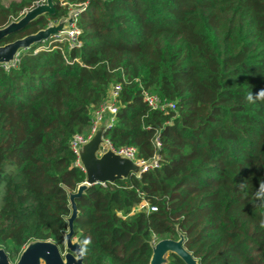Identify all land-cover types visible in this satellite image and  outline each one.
Wrapping results in <instances>:
<instances>
[{
	"label": "trees",
	"instance_id": "trees-1",
	"mask_svg": "<svg viewBox=\"0 0 264 264\" xmlns=\"http://www.w3.org/2000/svg\"><path fill=\"white\" fill-rule=\"evenodd\" d=\"M41 1L0 0V27ZM71 7L78 44L50 38L0 65V247L63 250L68 192L85 180L71 141L119 85L104 137L158 166L76 198L84 264H148L178 231L201 264H264V101L247 100L264 89V0H56L0 44ZM143 201L156 210L132 212Z\"/></svg>",
	"mask_w": 264,
	"mask_h": 264
},
{
	"label": "water",
	"instance_id": "water-1",
	"mask_svg": "<svg viewBox=\"0 0 264 264\" xmlns=\"http://www.w3.org/2000/svg\"><path fill=\"white\" fill-rule=\"evenodd\" d=\"M55 1L44 0L36 3L22 12L17 19L0 27V40L9 34L19 32L40 16L53 15ZM76 13V8L69 9L66 15L56 21H50L47 26L0 44V65L12 66L21 50L45 42L54 35L69 32L70 24L74 22ZM112 116L110 112L105 111L90 138L77 147L78 160L85 172V180L77 185L75 191L68 192L71 212L66 217L67 230L64 232V251L51 239H31L21 249L14 263L10 261L5 249L0 247V264H84L81 245L74 237V220L78 215L76 198H79L93 184L114 183L119 179L127 178L130 174H139L144 171L142 164H137L110 148L102 151L105 145L103 137L110 126ZM149 162L147 161L145 164H149ZM185 243V235L180 231L176 238L168 237L157 240L151 244L148 264H169L171 255L180 258L184 264H201Z\"/></svg>",
	"mask_w": 264,
	"mask_h": 264
},
{
	"label": "built area",
	"instance_id": "built-area-1",
	"mask_svg": "<svg viewBox=\"0 0 264 264\" xmlns=\"http://www.w3.org/2000/svg\"><path fill=\"white\" fill-rule=\"evenodd\" d=\"M76 16H77V13L75 15V19H76ZM78 32H79V29L77 28V26L75 24V20H74V22H72L70 24V31L69 32L54 35L51 37V39H52V41H67L70 45H72L74 43L78 44V41H77ZM119 88H120L119 85L114 86L110 91L109 99L106 102H104L103 104H101L100 107L94 111L92 121H91L90 134L87 136L77 134L73 137V139L71 141V146L76 153H77V147L80 144L85 143L90 138L91 134L96 130V128H97V126L101 120V117L105 111H108L113 115L111 118L110 125L113 122L114 115L116 113L115 98H116L117 91L119 90ZM143 98L151 108H157V107L161 108L164 106L173 107L172 103L162 104L157 96L146 93V92L143 93ZM103 139L105 141V145L102 148V151H104L107 148H110L112 151L131 159L133 162H136L137 164H142L144 170L158 166V154L157 153L148 160L138 159L136 157V150L134 147L124 146V147H120L118 149H115L114 147H112V145L110 144V142L107 138L103 137ZM154 145H155V147H159V145H160L159 141L156 138L154 139ZM147 161H150L149 164H145ZM78 162H79V160H78ZM145 208H148L151 210H156V207L149 206L147 202L143 201L140 204H138L135 208H133L132 211L135 212L134 210H136V209L143 210Z\"/></svg>",
	"mask_w": 264,
	"mask_h": 264
},
{
	"label": "clouds",
	"instance_id": "clouds-1",
	"mask_svg": "<svg viewBox=\"0 0 264 264\" xmlns=\"http://www.w3.org/2000/svg\"><path fill=\"white\" fill-rule=\"evenodd\" d=\"M247 100L249 102H255V100H261V101H264V89H261L256 95L255 97L250 93L248 96H247ZM256 195V198L261 200V201H264V182H261L260 185H259V188L257 190V192L255 193ZM260 226L262 228H264V220H261L260 222Z\"/></svg>",
	"mask_w": 264,
	"mask_h": 264
},
{
	"label": "rangeland",
	"instance_id": "rangeland-1",
	"mask_svg": "<svg viewBox=\"0 0 264 264\" xmlns=\"http://www.w3.org/2000/svg\"><path fill=\"white\" fill-rule=\"evenodd\" d=\"M9 1H11V0H6V2L8 3ZM42 2V1H41ZM73 7H71L70 9H72ZM25 11V10H24ZM23 11V12H24ZM56 21V20H55ZM135 212H137V211H140V210H138V209H136V210H134ZM133 212V211H132ZM62 251H64V250H62ZM10 261L12 262V263H14L15 261H16V258L15 259H10Z\"/></svg>",
	"mask_w": 264,
	"mask_h": 264
}]
</instances>
